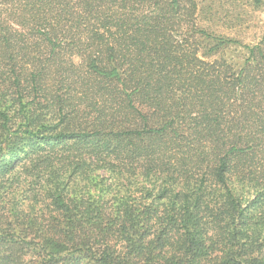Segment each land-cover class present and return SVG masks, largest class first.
Masks as SVG:
<instances>
[{
	"label": "trees",
	"instance_id": "trees-1",
	"mask_svg": "<svg viewBox=\"0 0 264 264\" xmlns=\"http://www.w3.org/2000/svg\"><path fill=\"white\" fill-rule=\"evenodd\" d=\"M198 12L0 0V264H264V29Z\"/></svg>",
	"mask_w": 264,
	"mask_h": 264
},
{
	"label": "rangeland",
	"instance_id": "rangeland-1",
	"mask_svg": "<svg viewBox=\"0 0 264 264\" xmlns=\"http://www.w3.org/2000/svg\"><path fill=\"white\" fill-rule=\"evenodd\" d=\"M198 4L199 24L212 32L252 43L264 29V0H198ZM228 53L232 55L231 48ZM30 257L24 256L25 264L37 261Z\"/></svg>",
	"mask_w": 264,
	"mask_h": 264
}]
</instances>
